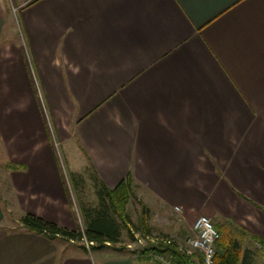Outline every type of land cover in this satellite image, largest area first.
<instances>
[{
    "label": "crops",
    "instance_id": "0c3cea01",
    "mask_svg": "<svg viewBox=\"0 0 264 264\" xmlns=\"http://www.w3.org/2000/svg\"><path fill=\"white\" fill-rule=\"evenodd\" d=\"M32 79L56 144L108 189L130 174L140 198L191 225L241 230L240 264H264V0H0V150L16 207L0 199V264H150L7 228L11 212L76 228Z\"/></svg>",
    "mask_w": 264,
    "mask_h": 264
},
{
    "label": "rangeland",
    "instance_id": "374dc122",
    "mask_svg": "<svg viewBox=\"0 0 264 264\" xmlns=\"http://www.w3.org/2000/svg\"><path fill=\"white\" fill-rule=\"evenodd\" d=\"M23 6V5H22ZM19 6L9 7V13L12 11V18L13 21L16 19V10H18ZM35 87V97L36 100L40 102V108L42 111V119L44 129L46 131L48 141L50 142L53 149L57 151V161L62 169V172L65 176V181L67 182L68 187V195L71 201V209L72 215H74L75 219V230L82 231L83 225L81 220V203L84 205L95 206L96 204V196H95V188H94V173L91 170V167L88 161L84 157H76L77 151L73 147L71 143L66 144V148H62L56 144V140L59 139L58 133L54 124L52 123L49 113L46 110V107L42 101V95L40 94L38 85L35 84L34 80L32 79ZM76 157V159H75ZM5 157L0 150V199L3 201L5 207L7 209L12 208V210H16V207H13V191H11V185L9 183L8 177L5 176ZM76 173L79 177L78 181V188L75 189L72 185L69 177V172ZM81 179V180H80ZM132 192L134 198L130 199L126 205V215L130 219V223L128 227L132 235H139V237H156L158 235H163L170 238L174 244L177 245V248L182 247L185 243V240L191 235L190 231V220L178 215L176 212L172 210L164 209L163 207L155 204H151L149 201L140 198L136 191L133 189L132 185ZM13 199V200H12ZM146 209L145 218L142 217V209ZM10 214V213H9ZM11 221L8 222L7 228L11 230H15L20 228L19 220H17L16 216L11 212ZM143 224H142V222ZM147 228V233H144L145 229ZM225 231L229 229L225 228ZM236 232V231H235ZM225 233L223 234L224 237ZM232 236V235H231ZM234 237V236H233ZM232 237V238H233ZM239 241L244 240L242 238H238ZM75 245H78L81 248L83 245V240L81 242L72 241ZM130 241L127 239V231L122 230L121 240L117 243L118 246L114 248H123L122 245L125 243H129ZM242 242V241H241ZM240 242L241 248L242 243ZM153 245L146 242L144 245L137 247L134 254L136 259L142 257L147 261H150V255L152 253ZM119 248V249H120ZM83 249V248H81ZM109 250V249H104ZM92 250L90 249L89 252ZM94 251V250H93ZM102 251V250H96ZM127 253V250H123ZM243 252V250H241ZM87 252V251H86ZM88 253V252H87ZM131 254V253H130Z\"/></svg>",
    "mask_w": 264,
    "mask_h": 264
},
{
    "label": "trees",
    "instance_id": "16d2710c",
    "mask_svg": "<svg viewBox=\"0 0 264 264\" xmlns=\"http://www.w3.org/2000/svg\"><path fill=\"white\" fill-rule=\"evenodd\" d=\"M6 168L16 169L17 165L8 164ZM78 176L76 173L69 172L70 181L75 189L78 188ZM93 181L97 201L95 206L81 203L82 231L68 230L31 213H26L19 219L20 225L28 231L43 235L49 239L60 238L67 242L70 240L81 242L85 239L87 242L94 244L90 248L92 251L109 249L121 252L125 250L123 248H114V245L121 240L123 229L127 231V239L130 242L134 241V237L128 227L131 221L125 213L128 201L134 198L132 177L128 174L113 189H108L95 174ZM146 212V209L143 208L142 217L145 218ZM144 229V233H147V228ZM216 230L220 238L217 243L214 264H240L244 252L241 251L242 248L237 238L241 236V230L236 227L230 231ZM260 242L264 245V241ZM106 243H109L110 246H107ZM81 248L86 250L84 245H81ZM169 251L176 256L178 264H200L201 262L199 258L193 260L192 257L185 256L178 251L177 245L174 243Z\"/></svg>",
    "mask_w": 264,
    "mask_h": 264
},
{
    "label": "built area",
    "instance_id": "2783aa9c",
    "mask_svg": "<svg viewBox=\"0 0 264 264\" xmlns=\"http://www.w3.org/2000/svg\"><path fill=\"white\" fill-rule=\"evenodd\" d=\"M175 209L178 210V208ZM190 231L191 235L185 240L184 245L178 248V251L182 252L185 256L192 257L193 260L199 258L200 264H214L220 236L210 219L203 215L196 217ZM133 237L134 241L122 245L123 249L134 252L137 250V247L148 242L153 245L154 249L149 257L152 264H178L176 256L169 251L173 246V241L170 238L163 235L156 237L146 236L143 238L136 234ZM83 245L88 252L94 246L92 242H87L85 239H83ZM106 245L110 246L109 243H106ZM116 246L118 244L114 245V247ZM254 249L264 255V245L260 241L254 242Z\"/></svg>",
    "mask_w": 264,
    "mask_h": 264
}]
</instances>
